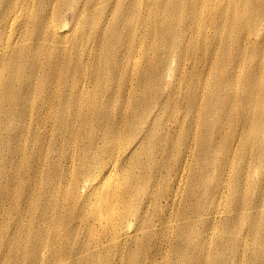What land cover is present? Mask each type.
<instances>
[{
	"label": "rangeland",
	"instance_id": "rangeland-1",
	"mask_svg": "<svg viewBox=\"0 0 264 264\" xmlns=\"http://www.w3.org/2000/svg\"><path fill=\"white\" fill-rule=\"evenodd\" d=\"M18 1L0 264H264V0Z\"/></svg>",
	"mask_w": 264,
	"mask_h": 264
},
{
	"label": "bare ground",
	"instance_id": "bare-ground-1",
	"mask_svg": "<svg viewBox=\"0 0 264 264\" xmlns=\"http://www.w3.org/2000/svg\"><path fill=\"white\" fill-rule=\"evenodd\" d=\"M12 3L8 0H2L0 1V30L2 31L3 29L10 28L9 32H12L14 30V25H16L18 22H20L24 18V14L21 9H18L19 6V1L16 0L12 5ZM11 48H15V45L10 47V42L5 46L4 48V54H7ZM106 178L103 179V184H105ZM120 191L115 190L114 193L117 195ZM122 200H119L121 202ZM113 206L110 203H106L104 201H101L99 204V207H96L93 210V213L96 217L101 215L103 219V223H111L114 219L113 217H108L107 212L112 210ZM92 217H94L92 215ZM95 218V217H94ZM120 219H125L124 214H121L119 216V220L116 223H111V227L109 229L115 230L118 228V224ZM105 227L104 229H106ZM108 232V231H107Z\"/></svg>",
	"mask_w": 264,
	"mask_h": 264
}]
</instances>
